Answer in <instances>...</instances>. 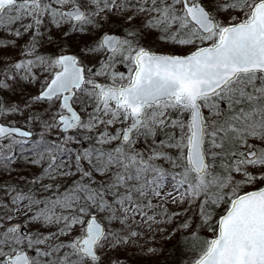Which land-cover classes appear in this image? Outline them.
Instances as JSON below:
<instances>
[{
    "label": "snow or ice",
    "instance_id": "snow-or-ice-1",
    "mask_svg": "<svg viewBox=\"0 0 264 264\" xmlns=\"http://www.w3.org/2000/svg\"><path fill=\"white\" fill-rule=\"evenodd\" d=\"M264 264V0H0V264Z\"/></svg>",
    "mask_w": 264,
    "mask_h": 264
},
{
    "label": "trees",
    "instance_id": "trees-1",
    "mask_svg": "<svg viewBox=\"0 0 264 264\" xmlns=\"http://www.w3.org/2000/svg\"><path fill=\"white\" fill-rule=\"evenodd\" d=\"M179 253L176 252L174 249L171 252L166 251L165 256L167 257L169 264L173 263L177 258H179Z\"/></svg>",
    "mask_w": 264,
    "mask_h": 264
},
{
    "label": "rangeland",
    "instance_id": "rangeland-1",
    "mask_svg": "<svg viewBox=\"0 0 264 264\" xmlns=\"http://www.w3.org/2000/svg\"><path fill=\"white\" fill-rule=\"evenodd\" d=\"M177 259H178V258H177ZM177 259H176V260H177ZM171 264H173V263H171Z\"/></svg>",
    "mask_w": 264,
    "mask_h": 264
}]
</instances>
